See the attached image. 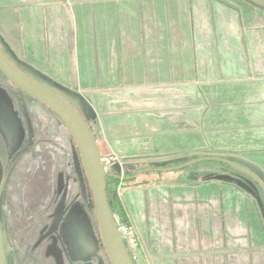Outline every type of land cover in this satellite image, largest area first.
Returning a JSON list of instances; mask_svg holds the SVG:
<instances>
[{"label":"rangeland","instance_id":"1","mask_svg":"<svg viewBox=\"0 0 264 264\" xmlns=\"http://www.w3.org/2000/svg\"><path fill=\"white\" fill-rule=\"evenodd\" d=\"M41 1L51 4V0ZM137 1L147 17V21L141 17L140 45L148 41L167 45V83L145 84L149 91L140 95L155 96L156 108L167 105L168 122L181 121L217 135L220 146L211 157L236 164L264 184V9L246 0ZM137 1L118 0V4L130 12ZM43 2H0L1 48L19 68L61 94L88 119L101 154L113 158L108 189L115 219L134 225L124 205L126 186L167 177L168 185L195 186L196 192L170 200L172 207L182 206L177 214L183 218H177V226L167 235V264H264V196L252 178L208 160L180 169L202 172L190 182L188 174L148 172L128 180L136 174V166L126 169L120 148L105 142L99 100L81 92L72 77L49 66L60 61L57 50L71 45L69 19H60V33H56L51 16H43L47 23L39 19L32 24L23 17L27 4H32L35 14ZM122 38L117 30L99 31L94 26L87 35L80 26L76 48L91 47L99 59L105 57L106 44L120 47ZM32 43L48 57L31 53ZM78 53L75 57L70 53L67 63L79 59ZM155 53L158 62L162 57L158 49ZM204 152L198 146L188 148L168 159L167 165L184 166L208 157H203ZM114 165L118 179L111 174ZM90 191L80 154L64 123L0 72V222L7 264H111L90 208ZM187 206L193 207V217ZM166 221L168 230L172 222ZM141 244V263L154 264Z\"/></svg>","mask_w":264,"mask_h":264},{"label":"crops","instance_id":"2","mask_svg":"<svg viewBox=\"0 0 264 264\" xmlns=\"http://www.w3.org/2000/svg\"><path fill=\"white\" fill-rule=\"evenodd\" d=\"M160 1L177 2V0ZM25 2L32 4L37 2L38 4L43 1L25 0ZM64 2L66 3L67 0H51L50 8L43 2L44 7H41V10L37 7L35 14L32 4H27L23 17L32 24L33 20H45L46 17L51 16V26L56 24L55 28L52 27L56 33H60V19H69L67 35H69L71 45L70 47L68 45L67 50H57V57L60 61L54 64L49 62V66L58 74L67 75L68 78L72 77L71 79L77 83L81 92L99 100L100 126L103 128L104 140L110 148H120L119 152L126 169L129 165L135 164L136 174L146 169L149 170L148 173L158 175L188 174L187 182L197 176L196 174H201V171L193 173L180 170L185 167L169 169L178 167V162L167 165V160L178 157L188 148H197V146L204 148L203 157H211L213 150H217L220 146V139L217 135L206 134L202 128L192 129L181 121H175L174 124L168 122L167 105L156 108L155 96L145 99L140 95V93L149 91L145 90V84L167 83V45L157 46L150 44L149 41L143 46L140 45L142 41L141 17L146 21L147 17L141 13L139 2H136L135 7L131 5L133 9L130 12L124 11L123 7L118 4V0H69L68 5L63 4ZM88 5H90L89 9ZM62 7L65 10L62 11ZM76 11L79 12L78 15ZM121 17L124 18L123 23H121ZM79 21L81 30L86 31L87 35L88 33L90 35V30L94 26L99 31L110 30L114 33L117 30L125 39L120 40V47H118L119 44L111 47L106 44L105 51L108 56L105 54V57L95 58V52L91 47L83 48L82 51L76 48ZM45 22L47 23V20ZM151 28L155 31L152 25ZM146 33L148 30L145 31ZM32 45L31 53H37L39 58L48 57L45 55L46 51L43 52L42 48L37 50L34 47L35 44L32 43ZM156 49L162 57L158 62L155 60ZM70 53L71 55L74 53L72 57L77 56V53L80 54L79 59L77 57L71 62L72 64L67 63ZM183 162L186 161L183 159ZM113 167L115 170L111 174L117 178L119 177L118 169L116 165ZM184 193L188 196L196 193L195 186L184 187V184L171 186L168 185L167 177L165 179L163 177L161 181L154 180L125 187L123 199L126 214L136 226L141 242L152 255L154 264H167V235L169 236L173 228L177 226V218L179 220L183 218V216L179 218L177 214V210L182 206L172 207L170 200L173 196L179 198ZM187 207L193 217V207ZM166 220L172 222L168 230Z\"/></svg>","mask_w":264,"mask_h":264},{"label":"water","instance_id":"3","mask_svg":"<svg viewBox=\"0 0 264 264\" xmlns=\"http://www.w3.org/2000/svg\"><path fill=\"white\" fill-rule=\"evenodd\" d=\"M262 7H264V0H250ZM0 72L7 78V80L21 91L28 94L33 99L45 104L51 108L60 120L64 123L74 140L87 179L93 194L96 213L98 217L100 234L106 252L112 264H134L131 257L130 250L123 239L121 232L118 229L115 219L114 211L111 208L107 197L106 180L110 176L108 171V163L101 154L97 139L90 127L88 121L83 114L61 94L55 90L45 86L39 81L35 80L18 66L3 52L0 47ZM218 160L230 163L250 176L254 177L262 186L263 182L253 173L237 166L236 164L215 157H204L194 162L188 163L184 166L173 167L169 169H180L191 166L200 161ZM149 171L148 169L138 172L136 175ZM0 264H5V251L3 232L0 222Z\"/></svg>","mask_w":264,"mask_h":264},{"label":"built area","instance_id":"4","mask_svg":"<svg viewBox=\"0 0 264 264\" xmlns=\"http://www.w3.org/2000/svg\"><path fill=\"white\" fill-rule=\"evenodd\" d=\"M108 165L111 163V160H113L112 157L105 158ZM117 226L119 231L121 232L123 239L125 241V244L127 245V249L130 250L131 257L134 261V264H142L141 263V250H144L139 235L137 234V230L131 223L126 222H120L116 219ZM136 250H139L136 252ZM150 264V263H149Z\"/></svg>","mask_w":264,"mask_h":264},{"label":"trees","instance_id":"5","mask_svg":"<svg viewBox=\"0 0 264 264\" xmlns=\"http://www.w3.org/2000/svg\"><path fill=\"white\" fill-rule=\"evenodd\" d=\"M246 1H248L249 3H250V5L252 4V5H254V6H258V7H261V8H263L264 9V7H262V6H260V5H258V4H256V3H254V2H252V1H250V0H246ZM19 68V67H18ZM21 69V68H20ZM25 72V71H24ZM26 73V72H25ZM29 75V74H28ZM30 76V75H29ZM33 78V77H32ZM36 80V79H35ZM81 112V111H80ZM82 113V112H81ZM83 114V113H82ZM83 116L85 117V115L83 114ZM86 118V117H85ZM86 120L88 121V119L86 118ZM88 123H89V121H88ZM89 125H90V123H89ZM90 127L92 128V126L90 125ZM92 131H93V133H94V135H95V132H94V130H93V128H92ZM95 137H96V135H95ZM97 138V137H96ZM100 149V148H99ZM216 162H218V163H221V164H223V165H227L228 167H231V168H233V169H235V170H237V171H239L240 173H242L241 175H243V176H246V177H250V178H252L254 181H255V183L257 184V186L261 189V191H263V196H264V190H263V188H262V186L260 185V183L254 178V177H252V176H250L249 174H247L245 171H243L242 169H240V168H238V167H236V166H234V165H230V163H227V162H224V161H218V160H215ZM138 177V175H136V174H134V175H131V176H129L128 177V180L129 181H134L136 178ZM116 179H118V178H116ZM106 191H107V197H108V200H109V202H110V205H111V208H112V210L113 211H115L114 209V203H113V201L111 200V198H110V192H109V189H108V177H107V180H106ZM89 200H90V208H93V210H94V214H95V219H96V223H97V225H99V222H98V217H97V213H96V206H95V202H94V198H93V194H92V191H90V193H89ZM254 228V227H253ZM256 229H257V231H258V233L260 234V235H263V233H262V230H261V226L259 227V226H257L256 227ZM99 230H100V227H99ZM257 233V232H256ZM100 236H101V234H100ZM100 241H101V244H102V246L105 248V246H104V244H103V241H102V237H101V239H100ZM257 244H259L258 242H257ZM258 246V245H257ZM106 250V249H105ZM108 255V254H107ZM109 257V256H108ZM110 260V259H109ZM110 263H111V261H110ZM5 264H7V262H6V257H5ZM112 264V263H111Z\"/></svg>","mask_w":264,"mask_h":264}]
</instances>
